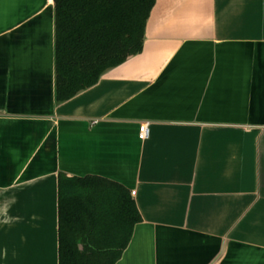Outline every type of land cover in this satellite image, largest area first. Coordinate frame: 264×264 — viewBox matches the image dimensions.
Segmentation results:
<instances>
[{"label": "crops", "instance_id": "0c3cea01", "mask_svg": "<svg viewBox=\"0 0 264 264\" xmlns=\"http://www.w3.org/2000/svg\"><path fill=\"white\" fill-rule=\"evenodd\" d=\"M55 39L54 0H0V264H60V175L129 191L115 264H264V0H156L143 50L61 102Z\"/></svg>", "mask_w": 264, "mask_h": 264}, {"label": "trees", "instance_id": "16d2710c", "mask_svg": "<svg viewBox=\"0 0 264 264\" xmlns=\"http://www.w3.org/2000/svg\"><path fill=\"white\" fill-rule=\"evenodd\" d=\"M54 2L56 99L61 102L143 50L156 0ZM59 193L60 264H115L141 221L127 188L97 175H60Z\"/></svg>", "mask_w": 264, "mask_h": 264}, {"label": "built area", "instance_id": "2783aa9c", "mask_svg": "<svg viewBox=\"0 0 264 264\" xmlns=\"http://www.w3.org/2000/svg\"><path fill=\"white\" fill-rule=\"evenodd\" d=\"M150 136V122L144 121L140 124L139 137L147 139Z\"/></svg>", "mask_w": 264, "mask_h": 264}]
</instances>
